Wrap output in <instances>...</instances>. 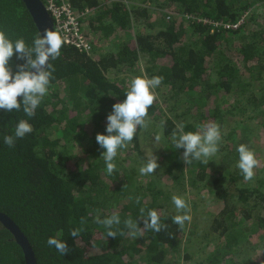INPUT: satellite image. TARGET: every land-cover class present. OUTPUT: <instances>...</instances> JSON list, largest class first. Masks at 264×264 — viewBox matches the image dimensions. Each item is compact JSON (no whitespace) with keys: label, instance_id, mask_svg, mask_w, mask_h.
I'll list each match as a JSON object with an SVG mask.
<instances>
[{"label":"trees","instance_id":"16d2710c","mask_svg":"<svg viewBox=\"0 0 264 264\" xmlns=\"http://www.w3.org/2000/svg\"><path fill=\"white\" fill-rule=\"evenodd\" d=\"M67 1L76 13L88 12L82 28L105 42L89 54L62 44L44 70L50 73L48 90L34 116L24 112L23 97L19 109H0V213L27 238L37 264H181L175 259L182 252L185 264H246L247 258L264 264V177L255 187L238 168L239 145L258 150L246 141L252 134H221L209 159L194 153L185 158L184 147L172 148L188 132L203 138L213 125L222 132V106L264 128V92L253 85L264 79V25H256L251 12L258 6L264 13V0ZM241 21L252 26L247 33ZM0 31L13 45L20 39L25 44V53L14 51L9 59V70L30 71L40 37L21 0H0ZM241 72L248 77L243 84ZM155 76L162 82L152 93L168 90L160 98L164 107L155 98L133 139L117 149L109 174L106 149L96 136L109 135L107 118L126 100L132 80ZM21 120L32 127L23 138L15 135ZM156 123L170 145L156 150L158 167L141 176L137 166L146 160L140 145ZM5 137L12 138L11 147ZM204 189L210 196L219 189L206 210ZM181 194L188 207L177 211L172 196ZM151 210L166 226L159 232L145 227ZM191 210L210 222L208 229L192 223L198 231L193 235L205 242L203 250L214 245L205 257L184 248L188 220L183 227L173 223L174 216H190ZM113 215L118 224L97 222ZM129 219L135 227L126 225ZM73 229L80 235L72 237ZM49 237L66 243V254L49 247ZM0 264H24L20 247L1 225Z\"/></svg>","mask_w":264,"mask_h":264},{"label":"clouds","instance_id":"9594fccd","mask_svg":"<svg viewBox=\"0 0 264 264\" xmlns=\"http://www.w3.org/2000/svg\"><path fill=\"white\" fill-rule=\"evenodd\" d=\"M42 2V0H41ZM43 4V3H42ZM82 26V25H81ZM83 29V28H82ZM63 41L61 36L53 31L45 29L43 38L35 40L36 59H29L28 63L31 68L36 69V72L25 71L21 66L20 71L15 75L8 68V61L15 53H25V44L22 39L17 40L15 45L8 40L3 31H0V109L11 111L19 109L18 97H23L25 105L24 112L28 116H34V110L40 104V98L47 93V86L49 84L50 73L44 71L46 62L49 57L52 59L60 55V49ZM94 48V47H93ZM162 77L155 76L151 79L136 77L131 82V90L127 93V98L123 103H118L113 106V114L108 116V125L106 131L109 135H97L96 141L101 145L106 152L104 153V160L107 162V172L111 174L115 165L110 161L117 155V149L124 146L125 141H131L136 132L137 125L144 124V118L148 114L149 107L153 104L155 96L151 89L154 86L160 85ZM32 127L29 123L21 120L16 128L15 135L23 138L25 134L31 133ZM116 135H111L112 133ZM218 125L210 126L203 136L204 143L202 144V137L198 133L188 132L180 137L177 147H184L185 158L189 154L195 155L197 159L203 156L208 157L217 151L215 146L219 139ZM157 136V140H159ZM5 143L10 147L13 145L11 137H5ZM199 149V150H197ZM239 153L238 168L245 180H251L254 176L253 169L257 166L255 154L247 145L241 144L237 148ZM191 163V161H187ZM207 161H205L206 163ZM158 167L155 159H150L146 166L141 167L139 172L141 175H147L154 172ZM172 203L175 205L177 211L187 210V204L184 199L179 196H172ZM143 211V210H141ZM148 220L145 221V227L153 229L156 232L161 231L160 216L157 211L151 210L148 212ZM173 223L183 227L184 222L190 220L188 215H176L173 218ZM103 223L106 227H111L113 223H119V216L113 215L111 218L104 221H97ZM126 225L135 227L131 219L127 220ZM80 229H73L70 233L72 237L80 235ZM135 235L136 233H130ZM108 236L115 237L116 233L113 231L107 232ZM49 247L55 249L64 255L67 252L66 243L58 240L55 237H49L47 240Z\"/></svg>","mask_w":264,"mask_h":264},{"label":"rangeland","instance_id":"374dc122","mask_svg":"<svg viewBox=\"0 0 264 264\" xmlns=\"http://www.w3.org/2000/svg\"><path fill=\"white\" fill-rule=\"evenodd\" d=\"M125 2H128V0H125ZM152 2L150 1H147V4L150 5ZM253 13V15L256 17V25H264V13H263V10L261 7H254L251 11ZM155 15L152 16V21L154 22L156 20V18H159L160 15H159V11L157 13H154ZM249 14V13H248ZM244 24H245V21H244ZM243 22L241 23V25H243ZM245 28H243V31H245L247 33V31L249 30V28L251 29V25H245L244 26ZM84 33L89 35L90 36V40L92 41V45L93 47L97 48L99 46H102L103 43L105 42L104 39H101L99 38L98 35L95 34V32H87L86 29H83ZM107 39H111V37H108ZM101 40V42H99ZM97 51V50H96ZM262 58H263V64H264V55H262ZM120 77H123V76H120ZM240 79H242V84L243 82L248 79L247 75L244 73H240ZM264 80V79H263ZM263 80L259 83H255L253 84L255 86V88L258 90V91H261V92H264V83H263ZM154 91V89H153ZM168 93V90L167 89H162L160 93L156 92V90L153 92V95L158 98L159 102H160V105H162V107H164V104H163V101L160 99L162 98L161 96H166V95H163V94H166ZM231 102V101H230ZM234 103V101H232ZM222 109L225 110V106H222ZM222 110L223 112H221V115H220V118L222 119L223 121V128L224 130L222 132H219L220 135H219V139L216 141L215 143V146L217 149H219V144H220V141H221V134H231V132L234 134L235 133H240L242 131H244L245 133H250L252 134L250 137H248L246 139V141L248 143H251V147L253 145H255V147L258 149L257 151L253 150L254 154H255V158L257 160V166L253 169L254 171V176L253 178L251 179V182L254 181V186L255 187H259L260 185L257 184L258 183V180H260L262 177H264V128L260 127L257 122H255L254 120H246L245 118H241V116H234L232 114H230L228 111H224ZM228 114V115H227ZM240 115V114H239ZM158 122V121H157ZM157 127H149L147 129V132H148V140H147V143L143 144V141L141 142V145H140V150L141 152L143 153V155L145 156V160L146 162L145 163V166L147 165V163L149 162L150 159H156V155H157V152L156 150L159 149L160 146L162 147H166V143H164L162 141V135H161V130H160V126H158V124L156 123ZM152 126V123L151 125ZM159 128V129H158ZM141 136V135H140ZM157 136H159V140H157ZM143 137V136H141ZM202 137V136H201ZM201 143L203 144L204 141H203V138H202V141ZM165 144V145H164ZM170 145V144H169ZM172 148L174 150L176 149H180L178 148L175 144L174 146H172ZM203 156V154H202ZM205 157V156H204ZM211 157H214V154H211L210 156L206 157L207 159L211 158ZM143 163V164H144ZM157 163V162H156ZM143 164H139L137 166V170H139L141 167H144ZM135 165H131L130 169H134ZM140 174V172H139ZM141 175V174H140ZM141 176H144V175H141ZM227 184H229L227 182V180H224L221 185L226 188L227 187ZM216 191V190H215ZM202 193H205V195H208V192H207V189H204L202 191H200ZM188 195H191V191L188 190L187 191ZM182 195V194H181ZM215 195H216V192H213L211 193V196L208 195V198L207 197H204V201L205 203H203L204 205V209L206 210L207 207H209L214 199H215ZM177 196V195H176ZM181 198L183 197L180 196ZM195 201H197L198 203L202 202V200L197 196L195 197ZM199 211H197L198 213ZM196 212L195 211H190L189 215H190V220H188V223H187V227H186V231H185V234H184V237H183V245H184V248L187 249V251H190V252H193L194 255H197L201 254V257H205L204 255H206V252L209 251L208 248L212 249L214 247L213 244H210V246L207 248V249H204V246H205V242H203L202 240H197V237H195L193 234L195 232H198L197 230H195L193 228V221H198V222H201L202 225H200V228H205V229H208L209 225H210V222H208L207 220L204 221L202 220L201 217L199 216H195L194 217V214ZM196 213V214H197ZM208 216V215H206ZM210 219V216L209 218ZM199 230V229H198ZM144 240V239H143ZM203 250V252H202ZM208 253V252H207ZM203 255V256H202ZM183 257H184V253L182 252V254H180L179 258L178 259H175L176 261L180 262L181 264H185L183 262ZM245 258V257H244ZM246 264H250L251 262L248 261V258L247 259H243Z\"/></svg>","mask_w":264,"mask_h":264},{"label":"built area","instance_id":"2783aa9c","mask_svg":"<svg viewBox=\"0 0 264 264\" xmlns=\"http://www.w3.org/2000/svg\"><path fill=\"white\" fill-rule=\"evenodd\" d=\"M42 3L53 21V27L67 47L89 54L93 51L90 36L83 32L81 20L85 19L88 12L78 14L68 6L67 0H42ZM198 23L199 19L196 20ZM207 24L208 20H203ZM242 21L240 22V24ZM239 24V25H240ZM224 29H236V26L224 25Z\"/></svg>","mask_w":264,"mask_h":264},{"label":"water","instance_id":"95a60500","mask_svg":"<svg viewBox=\"0 0 264 264\" xmlns=\"http://www.w3.org/2000/svg\"><path fill=\"white\" fill-rule=\"evenodd\" d=\"M26 11L28 12L31 20L37 30V33L40 38H43L45 29L55 32L53 27V21L46 11L44 5L41 0H21ZM43 70L47 68L48 62ZM31 72H36V69L31 68ZM22 97H18L20 100ZM0 225L7 230L13 237L15 243L20 247L24 264H37L34 252L32 250L31 245L29 244L27 238L23 235L20 229L15 225V223L4 214L0 213Z\"/></svg>","mask_w":264,"mask_h":264},{"label":"flooded vegetation","instance_id":"af4514ba","mask_svg":"<svg viewBox=\"0 0 264 264\" xmlns=\"http://www.w3.org/2000/svg\"><path fill=\"white\" fill-rule=\"evenodd\" d=\"M220 189H223V188H222V187H220ZM218 190H219V189H217V190H216V192H217V193H218Z\"/></svg>","mask_w":264,"mask_h":264}]
</instances>
